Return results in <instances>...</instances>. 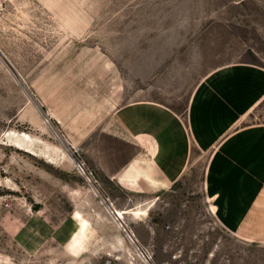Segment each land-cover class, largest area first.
I'll return each mask as SVG.
<instances>
[{
  "label": "rangeland",
  "instance_id": "obj_1",
  "mask_svg": "<svg viewBox=\"0 0 264 264\" xmlns=\"http://www.w3.org/2000/svg\"><path fill=\"white\" fill-rule=\"evenodd\" d=\"M235 64L264 71V0H0V264H264L209 211L203 156L147 196L96 167L130 153L118 108L182 111Z\"/></svg>",
  "mask_w": 264,
  "mask_h": 264
},
{
  "label": "crops",
  "instance_id": "obj_2",
  "mask_svg": "<svg viewBox=\"0 0 264 264\" xmlns=\"http://www.w3.org/2000/svg\"><path fill=\"white\" fill-rule=\"evenodd\" d=\"M263 100L264 71L250 64L206 75L182 111L130 100L117 109L123 122L114 127L122 128L130 153L117 161L100 148L96 167L131 193L147 196L178 181L193 157L203 156L209 211L238 239L264 244V122L246 121ZM122 175L130 183H121Z\"/></svg>",
  "mask_w": 264,
  "mask_h": 264
},
{
  "label": "bare ground",
  "instance_id": "obj_3",
  "mask_svg": "<svg viewBox=\"0 0 264 264\" xmlns=\"http://www.w3.org/2000/svg\"><path fill=\"white\" fill-rule=\"evenodd\" d=\"M152 203L153 201L150 200L143 205L137 204L136 206L131 208L118 209L114 207L111 211L117 218H123L125 213H131L134 217L142 218L146 214L147 209L151 207Z\"/></svg>",
  "mask_w": 264,
  "mask_h": 264
},
{
  "label": "built area",
  "instance_id": "obj_4",
  "mask_svg": "<svg viewBox=\"0 0 264 264\" xmlns=\"http://www.w3.org/2000/svg\"><path fill=\"white\" fill-rule=\"evenodd\" d=\"M77 168H78V170L80 169L79 171H81L82 173H84V169H83L81 163H79V161L77 163ZM91 175H92L91 172H88V178L89 179L91 178ZM94 182L96 183V180Z\"/></svg>",
  "mask_w": 264,
  "mask_h": 264
},
{
  "label": "snow or ice",
  "instance_id": "obj_5",
  "mask_svg": "<svg viewBox=\"0 0 264 264\" xmlns=\"http://www.w3.org/2000/svg\"><path fill=\"white\" fill-rule=\"evenodd\" d=\"M69 247H70V250H74V245H70Z\"/></svg>",
  "mask_w": 264,
  "mask_h": 264
}]
</instances>
